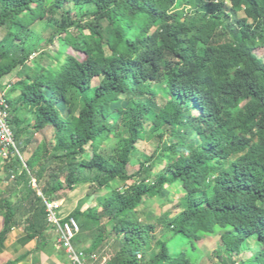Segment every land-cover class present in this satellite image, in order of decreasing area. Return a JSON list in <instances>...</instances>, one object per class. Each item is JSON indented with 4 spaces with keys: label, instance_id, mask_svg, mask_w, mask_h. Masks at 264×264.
<instances>
[{
    "label": "trees",
    "instance_id": "obj_1",
    "mask_svg": "<svg viewBox=\"0 0 264 264\" xmlns=\"http://www.w3.org/2000/svg\"><path fill=\"white\" fill-rule=\"evenodd\" d=\"M120 1L0 0V93L15 75L3 96L19 152L32 147L26 167L0 160L14 175L0 195V243L23 221L42 248L44 201L88 185L96 205L68 214L86 256L198 264V242L218 235L214 264H264V60L256 52L264 0H141L124 37L113 9ZM191 39L199 62L182 58ZM227 43L237 54L215 48ZM28 129L41 139L20 141ZM145 133L152 150L132 159ZM127 161L139 165L135 173ZM154 162L165 165L154 172ZM171 188L182 196L176 211L154 222L141 213L145 199Z\"/></svg>",
    "mask_w": 264,
    "mask_h": 264
},
{
    "label": "rangeland",
    "instance_id": "obj_2",
    "mask_svg": "<svg viewBox=\"0 0 264 264\" xmlns=\"http://www.w3.org/2000/svg\"><path fill=\"white\" fill-rule=\"evenodd\" d=\"M141 0H121L118 4L113 6V9L115 12H117L120 15V21L118 23V33L120 37H124L126 35H131L132 33V27L135 24V21H137L140 18L139 15V6H140ZM181 6V4L179 5ZM241 16V14H240ZM168 28V33L170 35H173L179 28V24L176 21H171L167 24ZM5 32L3 30H0V40L4 37ZM45 38H43L39 43L38 46H40L42 43H44ZM58 49H60L62 52H68V53H73L71 48H68L62 44H59ZM218 50H224L229 52L230 54H237V47L233 46L232 44H223L219 47H215ZM49 52L53 54V49H49ZM256 52L260 57L263 58L264 60V48L257 49ZM202 57V49L199 48L196 45V42L191 39L189 42L188 49L182 53V58L185 62H199ZM18 81L17 77L15 75H10L7 76L3 82L9 83V86L7 87V90H3V94L9 93V88L13 86L16 82ZM9 95V94H8ZM20 119H30L31 116L27 113V111H19V113H15ZM14 116V114H13ZM42 137L41 134L36 133L32 129H28L27 133L23 136H21L20 141L28 142L32 141L34 139L40 140ZM150 143V135L149 133H145V136L143 140L139 141L137 143V149H138V154L135 155L132 159H136L138 155L141 153L149 154L152 150V146L149 144ZM28 147L24 148L23 151L20 152L23 161H26L29 158V155L31 153L32 147L30 145H27ZM22 147V146H21ZM19 150V148H18ZM24 163V162H23ZM22 163V164H23ZM155 163V168L154 172L160 171L164 167V162H154ZM0 166H1V174L0 177H4L7 182H9L11 176L8 174V169H7V164L4 162L0 161ZM6 166V167H5ZM138 164L132 163V161H127V164L125 166V171L128 174H133L138 170ZM113 186L120 187L122 184L118 181L113 183ZM34 189L38 190L37 183L35 182V186L32 185ZM40 187V186H39ZM89 186L88 185H81L76 187L73 191L66 192L64 194L65 202L62 204L64 207L63 211L65 212L67 208H69L70 203H72L76 206L75 208H81V209H87L90 207H94L96 205V202L94 206H92L91 203L88 202L90 199L89 193ZM109 192V189H103L101 191V194H106ZM63 196V195H62ZM99 196V195H98ZM97 198V195H95ZM181 194L176 192V189L171 188L166 191L165 195L161 197H154V198H148L145 199L143 207L140 209L141 213H152V219L151 221L154 222V219H157L158 217H161L165 215L166 213H173L174 211L177 210V208L181 205ZM66 206V208H65ZM74 208V209H75ZM73 209V210H74ZM71 213V212H70ZM141 218L146 217L145 215H140ZM220 238L218 235L215 236H210V237H205L203 240L199 241L197 246L202 253L203 257L200 261H198V264H214V255L215 252H218V254L221 256L223 252L219 249L218 244H219ZM110 246V245H109ZM109 250H112V248L107 247L105 248L104 252H102L104 255L107 257L109 256L110 252ZM101 253V254H102ZM100 256V255H98ZM106 258V257H105Z\"/></svg>",
    "mask_w": 264,
    "mask_h": 264
},
{
    "label": "crops",
    "instance_id": "obj_3",
    "mask_svg": "<svg viewBox=\"0 0 264 264\" xmlns=\"http://www.w3.org/2000/svg\"><path fill=\"white\" fill-rule=\"evenodd\" d=\"M1 169L0 166V174ZM7 169L8 172L11 171L10 162L7 163ZM5 187L6 181L4 177H0V195H3ZM57 202L60 205L59 211L61 216L70 214L75 208L74 206H76L75 203L74 205L70 203L69 208L64 212L62 204L65 202V198L58 200ZM88 202L94 206L96 197H90ZM3 229L4 217L3 211L0 210V234ZM31 232V226L23 221H20L18 225L11 228L5 240L0 243V264H71L67 259L64 250L57 243L56 232L51 226L43 232V235L47 237V240L44 242V246L40 249H37L38 242L36 238H28V235Z\"/></svg>",
    "mask_w": 264,
    "mask_h": 264
},
{
    "label": "built area",
    "instance_id": "obj_4",
    "mask_svg": "<svg viewBox=\"0 0 264 264\" xmlns=\"http://www.w3.org/2000/svg\"><path fill=\"white\" fill-rule=\"evenodd\" d=\"M9 85H7L8 87ZM19 158L25 167V161L18 150L14 130L9 121V107L0 93V160ZM14 175H11L13 178ZM31 185L35 186V179H31ZM40 194V193H39ZM47 223L54 229L57 235V243L71 264H107V259H99L98 255L86 256L84 252L77 250L73 245V239L79 232L78 222L68 215H60V205L57 201H44Z\"/></svg>",
    "mask_w": 264,
    "mask_h": 264
}]
</instances>
